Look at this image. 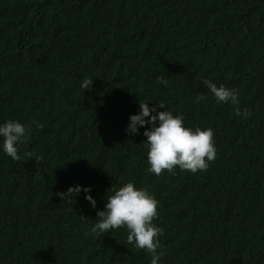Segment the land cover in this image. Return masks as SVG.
<instances>
[{
    "label": "trees",
    "instance_id": "obj_1",
    "mask_svg": "<svg viewBox=\"0 0 264 264\" xmlns=\"http://www.w3.org/2000/svg\"><path fill=\"white\" fill-rule=\"evenodd\" d=\"M204 80L238 90L251 115ZM139 102L214 129L206 172L147 171L151 125L126 132ZM10 119L29 139L13 161L0 137V264H151L126 228L91 233L108 189L129 181L159 201V264H264V0H0ZM76 186L72 201L47 199Z\"/></svg>",
    "mask_w": 264,
    "mask_h": 264
},
{
    "label": "clouds",
    "instance_id": "obj_2",
    "mask_svg": "<svg viewBox=\"0 0 264 264\" xmlns=\"http://www.w3.org/2000/svg\"><path fill=\"white\" fill-rule=\"evenodd\" d=\"M157 82L165 86L168 83L163 76H158ZM92 83L93 79H85L81 87L85 90L89 89ZM203 83L218 103L230 102L235 107L237 116L247 118L251 115L248 109L241 111L238 90L223 84L218 87L211 80H204ZM206 99V95L199 94L197 102ZM149 104L139 102L140 112L129 117L130 123L126 128V132L131 135L138 133L140 127L151 125L143 133L147 138L143 143L147 148L149 164L147 171L156 176L162 175L165 170L175 175L177 167L192 174L198 171L206 172L209 164L217 158L214 129L196 127L193 130L185 126V118L182 114L173 115L171 110L157 112L158 107L166 108V106L160 103L152 104L150 108ZM146 117L150 119L146 120ZM0 137L3 138L4 153L13 161H19L21 156L18 155L17 145L26 144L29 139L26 127L19 121L7 120L0 125ZM32 155V152L24 153L29 159ZM22 189L23 185L19 187L16 195H19ZM83 191L89 193L91 189L84 188ZM108 191L112 194L108 196L104 210L97 211V219L91 233L99 235L126 228L127 242L136 248L146 250L151 255V264H159L165 255L164 245L159 239L164 234V229L154 223V220L158 219L159 201L146 188H136L132 181L124 183L118 189L111 187ZM80 192V186L70 187L67 191L57 192L47 199L58 196L62 201H72ZM86 199L91 202L93 208L96 207V200L91 195H87Z\"/></svg>",
    "mask_w": 264,
    "mask_h": 264
}]
</instances>
